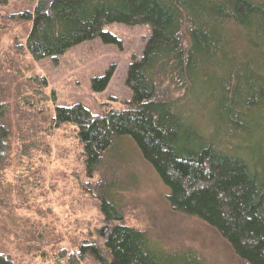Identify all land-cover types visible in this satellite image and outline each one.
Returning <instances> with one entry per match:
<instances>
[{
    "label": "trees",
    "instance_id": "16d2710c",
    "mask_svg": "<svg viewBox=\"0 0 264 264\" xmlns=\"http://www.w3.org/2000/svg\"><path fill=\"white\" fill-rule=\"evenodd\" d=\"M18 20L32 24L27 49L35 61H57L99 37L118 43L104 31L114 24L152 29L129 69L127 111L96 116L74 105L57 108L53 118L56 127L76 129L87 175L97 177L90 191L105 220L116 223L104 248L85 242L61 250L66 264L107 257L116 264H203L192 253L164 252L123 224V139L169 190L173 211L212 227L243 263L264 264V0H37ZM110 79H93L94 91H105ZM9 137L0 125V171ZM5 187L0 178L3 218L10 202L4 193L12 192ZM0 264L18 263L0 251Z\"/></svg>",
    "mask_w": 264,
    "mask_h": 264
},
{
    "label": "rangeland",
    "instance_id": "374dc122",
    "mask_svg": "<svg viewBox=\"0 0 264 264\" xmlns=\"http://www.w3.org/2000/svg\"><path fill=\"white\" fill-rule=\"evenodd\" d=\"M36 2L10 0L0 7V125L10 136L0 178L4 188L12 186V192L4 193L10 202L2 208L6 217H0V251L18 264H66L61 250L70 253L85 242L104 248L116 223L105 220L90 191L97 177L87 175L76 129L56 127L53 118L57 108L74 105L96 116L127 111L129 69L142 57L152 29L114 24L104 31L118 43L99 37L57 61H35L27 49L32 24L18 15L32 11ZM108 74V88L95 92L93 79ZM119 153L126 162L120 171L123 224L144 232L167 253H192L203 264H245L212 227L173 211L169 190L133 142L123 139ZM103 264L116 263L107 257Z\"/></svg>",
    "mask_w": 264,
    "mask_h": 264
}]
</instances>
